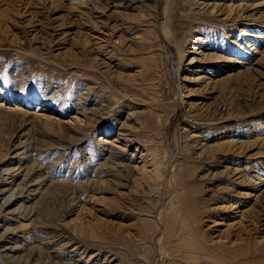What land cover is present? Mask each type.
<instances>
[{
  "label": "rangeland",
  "instance_id": "rangeland-1",
  "mask_svg": "<svg viewBox=\"0 0 264 264\" xmlns=\"http://www.w3.org/2000/svg\"><path fill=\"white\" fill-rule=\"evenodd\" d=\"M5 171L0 264H264V0H0Z\"/></svg>",
  "mask_w": 264,
  "mask_h": 264
},
{
  "label": "bare ground",
  "instance_id": "bare-ground-1",
  "mask_svg": "<svg viewBox=\"0 0 264 264\" xmlns=\"http://www.w3.org/2000/svg\"><path fill=\"white\" fill-rule=\"evenodd\" d=\"M208 7V6H207ZM252 9L253 10H255L256 8L255 7H252ZM172 32V31H171ZM170 57V56H169ZM167 59H168V57H167ZM168 61V60H167ZM177 94H179V91H178V89H177ZM176 99L178 100L179 99V101L177 102V105H181L182 103H183V96H182V94L181 95H179V96H176ZM178 135V134H177ZM187 136V135H186ZM100 140H102V143L104 144H106L107 142H110V140H108V139H106V138H101ZM177 140V139H176ZM104 144V145H105ZM109 144V143H108ZM112 144V143H111ZM178 144V143H177ZM237 144H235V143H233L232 141H228V142H224V143H218V145H214L213 144V147H207V146H205V149H204V151L203 152H206L208 155H211V157H214V155L216 156V155H218V153H221V151L223 150V148H227V150H230L231 148H234L235 146H236ZM241 147H239V146H237L234 150H239ZM108 157L110 158V159H112V160H115L116 159V157H117V155L114 153V152H110L109 154H108ZM210 157V158H211ZM212 160H215V158H213ZM176 162H177V159L175 158L172 162H170V164L169 165H167L166 166V169L167 168H169L168 169V179H167V181L168 182H170L172 179H173V174H174V171H175V166H176ZM30 171H28L27 173H29ZM11 172H8V171H5L4 173H2V174H0V181L1 182H4V181H6L7 180V178H4L3 176H7V175H9ZM236 172L235 171H232V174H235ZM5 174V175H4ZM11 175V174H10ZM2 176V177H1ZM12 178V177H11ZM249 177L248 176H246V175H242V176H240V180H239V182L238 183H240V182H246L247 181V185L248 184H250V188H256V181H253V179H251V181L248 179ZM250 178H252V177H250ZM16 188H18L19 190H20V192L18 193V197L20 198L22 195H23V193H24V191H23V187L21 186V185H17V187ZM250 192L251 191H248V195L250 194ZM237 195L240 197V196H244V197H247L248 195L246 194V193H241V192H239V193H237ZM14 197V195H12V196H10L9 198H7L5 201H3L2 202V205H0V211L1 210H3L4 208H5V206H8L9 204H10V201H11V199ZM23 197V196H22ZM180 203V202H179ZM227 203H230V202H227ZM181 206H179V204L177 205L178 207H182V206H184V205H182V204H180ZM229 205V204H228ZM187 207V206H186ZM223 208H226V207H223ZM179 210V209H178ZM180 211V210H179Z\"/></svg>",
  "mask_w": 264,
  "mask_h": 264
}]
</instances>
